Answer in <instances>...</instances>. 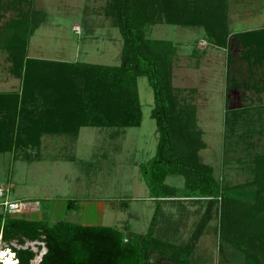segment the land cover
<instances>
[{
  "label": "trees",
  "instance_id": "16d2710c",
  "mask_svg": "<svg viewBox=\"0 0 264 264\" xmlns=\"http://www.w3.org/2000/svg\"><path fill=\"white\" fill-rule=\"evenodd\" d=\"M19 4L11 0L1 5L12 15L0 25V51L8 52L9 71L20 78L21 86L0 92V153L39 148L44 134L76 139L83 127L138 128L142 114L137 79L146 77L154 101L150 118L158 130L154 156L139 165L149 196L202 200L206 209L188 244L180 246L154 236L157 209L147 233L133 235L110 226H50L1 210L0 241L6 250H0V264H13V254L15 264H31L36 252L23 248L26 242L43 244L45 252L37 264H149L151 253L171 264H193L194 248L215 207L220 239L242 255L243 264H264V154L248 161L243 182L223 184L215 179L212 167L199 159L204 143L196 108L172 85L176 48L171 41L145 34L146 27L166 23L203 28L215 47L227 48L232 38L242 46L240 58L262 70L254 84H232L259 93L264 92V29L229 35L227 0H106L103 14L123 41L120 65L30 59L28 42L45 15ZM229 112L227 131L233 134L241 128L238 138L246 142L254 132L246 108ZM167 176L183 177L180 196L164 183ZM74 206L69 200L67 208Z\"/></svg>",
  "mask_w": 264,
  "mask_h": 264
},
{
  "label": "rangeland",
  "instance_id": "374dc122",
  "mask_svg": "<svg viewBox=\"0 0 264 264\" xmlns=\"http://www.w3.org/2000/svg\"><path fill=\"white\" fill-rule=\"evenodd\" d=\"M9 1L0 0V25L12 15L1 9ZM16 1L45 15L28 42L27 58L121 64L123 41L103 14L106 0ZM227 22L229 35L264 29V0H227ZM145 34L171 41L176 48L172 85L184 102L196 108L204 143L200 161L211 166L215 179L223 184L243 182L248 161L264 154V92L235 87L232 82L254 84L262 70L240 58V43L230 38L227 48L215 47L200 27L158 23L146 27ZM10 65L8 52L0 51V92L20 90L21 80L10 73ZM137 89L142 114L138 128L83 127L76 139L45 135L39 148L0 153V183L9 188L0 202L25 203L22 213L13 214L20 218L41 219L50 226L57 222L110 226L123 235L147 233L157 209L154 236L179 246L188 244L206 201L150 198L139 165L154 156L158 130L150 118L154 101L146 77L137 79ZM244 107L254 130L246 142L238 138L241 128L230 134L225 125L230 110ZM164 183L175 187L176 196L181 195L183 177L167 176ZM69 200L75 201L72 209L67 208ZM36 202L39 212L34 208ZM218 215V208H213L194 248L193 264H243L242 255L220 239ZM12 245L20 248L15 242ZM22 247L36 252L31 264H37L45 252L40 242H26ZM5 248L0 241V250ZM149 264L171 263L151 253Z\"/></svg>",
  "mask_w": 264,
  "mask_h": 264
},
{
  "label": "built area",
  "instance_id": "2783aa9c",
  "mask_svg": "<svg viewBox=\"0 0 264 264\" xmlns=\"http://www.w3.org/2000/svg\"><path fill=\"white\" fill-rule=\"evenodd\" d=\"M9 188L4 187L1 183H0V197H3L4 194L8 193ZM6 198V195H5ZM38 204V203H36ZM0 206L3 207V210L5 212H7L8 214H20L23 212L24 208H25V203L21 202V201H8V200H4L3 202H0ZM126 241V239L124 240ZM14 262H16V260H14Z\"/></svg>",
  "mask_w": 264,
  "mask_h": 264
},
{
  "label": "crops",
  "instance_id": "0c3cea01",
  "mask_svg": "<svg viewBox=\"0 0 264 264\" xmlns=\"http://www.w3.org/2000/svg\"><path fill=\"white\" fill-rule=\"evenodd\" d=\"M81 129V128H80ZM79 132H80V130H79ZM79 132H78V136H79ZM45 135H51V136H54V135H52V134H44L43 136H45ZM42 136V137H43ZM55 136H63V135H55ZM78 136H77V138H78ZM42 137H41V139H42ZM54 141V140H53ZM51 143H53V142H51ZM55 144V143H54ZM41 145V144H40ZM168 200H170V199H168ZM37 203V202H36ZM36 203H33V204H35V210L37 211V212H39V205L38 204H36ZM39 208V209H38ZM38 220H41V219H38Z\"/></svg>",
  "mask_w": 264,
  "mask_h": 264
},
{
  "label": "clouds",
  "instance_id": "9594fccd",
  "mask_svg": "<svg viewBox=\"0 0 264 264\" xmlns=\"http://www.w3.org/2000/svg\"><path fill=\"white\" fill-rule=\"evenodd\" d=\"M13 261L16 260L15 257H14V254H13V257H12ZM17 262V261H16ZM16 262H14L13 264H15Z\"/></svg>",
  "mask_w": 264,
  "mask_h": 264
},
{
  "label": "bare ground",
  "instance_id": "6f19581e",
  "mask_svg": "<svg viewBox=\"0 0 264 264\" xmlns=\"http://www.w3.org/2000/svg\"><path fill=\"white\" fill-rule=\"evenodd\" d=\"M6 257V256H5ZM5 257L3 258V261H5Z\"/></svg>",
  "mask_w": 264,
  "mask_h": 264
}]
</instances>
